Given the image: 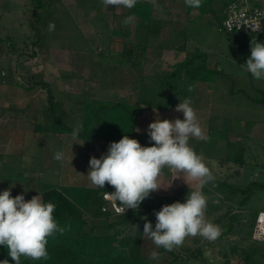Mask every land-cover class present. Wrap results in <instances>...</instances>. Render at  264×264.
<instances>
[{"label":"rangeland","instance_id":"374dc122","mask_svg":"<svg viewBox=\"0 0 264 264\" xmlns=\"http://www.w3.org/2000/svg\"><path fill=\"white\" fill-rule=\"evenodd\" d=\"M60 2L88 39L89 49L78 53L60 47L56 41L49 42L51 46L44 49L33 46L35 37L29 26L32 0H0V38L3 39L0 43V98L3 99L0 101V192L10 189L13 197L23 194L26 200L39 195L45 182L96 187L87 175L89 160L106 154L110 145L108 141L97 139H74L68 133L59 136L34 132L33 122L43 125L49 122L48 116L43 113L47 106V91L39 83L34 84L32 81L35 79H29L28 74H42L41 80L49 83L56 100L60 102L57 115L74 128L81 124L85 98L125 101L128 96L134 100L140 95L150 98V101H161V97L155 95L159 92L151 87L160 86L161 77L169 70L167 65L176 60V56L172 55L180 54L176 48L164 49L162 56L157 57L144 49L147 55L141 66L130 62L119 64L114 59L117 52L131 48L133 55L143 49L138 47L144 38V30L138 20L131 24L120 21L128 17L125 13L128 9L106 7L101 3L99 11L86 13L78 0ZM217 3L213 0L211 5L216 9ZM98 14L110 26H117L119 21L121 26L129 29L130 34L108 36L109 41L101 42L96 35L98 27H94L93 23L97 21L95 16ZM214 18L209 16V23L203 22L202 27H196V34L184 30L191 36L190 40L179 41L178 46L188 55L197 49L202 50L207 55V66L214 68L217 65L225 76H215L213 81L176 80L174 86H177V94L172 93L170 88H164L163 97L169 93L172 102L163 109L164 113L158 110L159 117L155 115L157 109L152 107L155 110L150 112L152 117L148 119L147 127H144L145 124L141 127L147 132L136 140L144 147L152 146L154 142L148 135L149 124L157 118L171 120L176 106L186 98L190 99L207 139L191 138L189 143L198 154L206 156L208 161L205 160V164L212 159L219 162L215 172H212L214 181L206 184L202 192L207 197L206 219L219 225L222 233L215 241L200 236L186 238L181 247L172 251L180 258L173 264H264V237H252L256 212L264 209V187L256 184L264 181V149L258 146L261 138L264 139V107L260 101L253 102L252 99L261 97L255 88H264V80L254 79L244 65L251 55V41L264 44V36L260 39L239 32L229 36L218 30L213 23ZM169 26L163 25L161 37L164 45L174 46L166 34ZM109 50L112 52L109 53ZM102 54L111 55V59L101 58ZM129 56L121 59L127 60ZM157 60L160 61L158 65L155 63ZM7 74L8 79L5 78ZM250 76L253 78L251 81L248 79ZM152 77H156L157 81L152 82ZM9 83L12 85L8 86ZM190 86L192 91L188 90ZM229 89L233 90L232 93L228 92ZM176 118L183 119V115ZM209 128L212 129L211 133L208 132ZM222 135L224 145L218 143ZM240 149L242 164L229 158ZM57 151L63 152L60 161L54 159ZM224 157L230 160L224 161ZM257 161L259 165L255 169L254 163ZM170 179L171 169L163 168L158 177L161 189L151 193L153 207L142 205L134 210L131 230L128 226L119 227L122 235L130 231L133 235L141 233L143 255L150 259L151 252L160 254L159 259H150L154 264H164L170 256L143 235L144 218L154 229L155 213L162 206L185 202L180 194L172 196L175 192L169 187ZM250 183L253 184L252 194L241 204L242 193L231 188H241ZM195 185L192 186L195 188ZM89 223L93 225L94 234L112 232L106 228L103 219L90 220ZM245 256L248 261H245Z\"/></svg>","mask_w":264,"mask_h":264},{"label":"trees","instance_id":"16d2710c","mask_svg":"<svg viewBox=\"0 0 264 264\" xmlns=\"http://www.w3.org/2000/svg\"><path fill=\"white\" fill-rule=\"evenodd\" d=\"M222 5L227 6L233 0H221ZM213 0H202L200 10L209 9ZM78 3L83 7L84 12L88 13L91 10H100L101 0H78ZM151 2L138 0L136 6L130 10V15H134L135 19L139 20V24L144 26L148 33L154 28L157 29L156 21L151 17ZM188 11L191 7L187 6ZM226 11V10H225ZM32 18L29 20L30 29L34 32L35 40L32 45L44 49L51 46L49 42L56 41L60 47L67 48L74 52H82L89 49L88 39L85 37L81 28L73 20L69 11L62 6L60 0H32ZM95 16L97 21H93L94 27H98L96 34L101 42L109 41L108 36L113 35H128L129 31L125 25L118 24L117 26H110L106 20ZM225 12L220 16L214 18L213 23L220 25ZM122 24L124 21L120 19ZM54 24V30H49V25ZM98 23V25H96ZM229 36L231 33H226ZM248 37L254 36L260 38L264 34V26L255 33H241ZM109 39V40H108ZM3 39L0 38V43ZM235 43V39H233ZM109 53L112 51L109 50ZM32 53H34L32 51ZM114 58L119 64L123 63L122 57L132 55L131 48L124 52H117ZM134 55L139 57L138 53ZM111 55L102 54L101 58L111 59ZM206 53L200 50L191 52L186 58L170 65V70L161 77L162 83L155 89L161 101H150V98L137 96L134 100L132 96H128L127 100H111V99H92L85 98L84 107L81 114L82 130L77 136L80 139H97L102 141L118 142L123 136L127 135L134 139V128L137 117L141 114V106L147 105L154 107L157 110H163L172 102L169 93L164 95V88H170L174 93L178 92L177 86H174L176 80H211L215 76H225V73L216 65L210 68L206 64ZM132 64L138 60L130 58ZM9 74L5 77L8 79ZM212 75V77H211ZM29 79L34 84L39 83L47 91V106L44 114L48 116V124H40L33 122V131L37 133H53L61 135L63 133L71 134L73 127L68 125L63 119L57 115L60 102L49 85V83L42 81V74H28ZM251 76L248 78L251 81ZM253 79V78H252ZM174 81V82H173ZM164 86V87H163ZM255 88V86H254ZM260 92L261 97L252 99L253 102H261L264 107V88H255ZM233 90L228 92L232 93ZM162 94V95H161ZM163 97V98H162ZM209 133L212 129L209 128ZM231 158L232 161L242 164V150L240 149ZM230 160L224 157V161ZM23 178L26 175L22 173ZM257 186L264 187V183H256ZM253 184H248L243 187L231 188L232 190H239L242 193L241 204L251 196L253 191ZM115 189L110 185H105L103 189L98 187L87 186H68V185H54L48 182L43 184L40 191L41 199L44 203L51 202L55 204L54 218L56 222L66 229L63 234L56 233L48 238L47 251L49 259L33 261L28 258L21 257V264H154L152 260L145 257L142 253L141 233L136 232L135 235L131 231L122 235L119 227L132 226L134 210H127L124 215H112L109 212L101 210L103 204L102 194L105 191L113 192ZM153 197L150 195L146 198L140 206L148 208L153 207ZM158 200L160 198L158 197ZM159 207V205H157ZM103 219L107 229H111V233L94 234L93 225L89 223L90 220ZM255 219V218H254ZM125 230V229H124ZM131 230V229H130ZM160 251H165L169 260L164 264H173L177 259H180L172 251H166L162 247ZM248 261V257L245 256ZM8 259L9 264H15L8 256V249L0 245V261ZM246 264V263H244Z\"/></svg>","mask_w":264,"mask_h":264},{"label":"clouds","instance_id":"9594fccd","mask_svg":"<svg viewBox=\"0 0 264 264\" xmlns=\"http://www.w3.org/2000/svg\"><path fill=\"white\" fill-rule=\"evenodd\" d=\"M101 2L106 7L130 10L138 0ZM185 4L195 9L201 7L202 0H185ZM134 20L135 16L130 15L124 23L131 24ZM54 27L50 23L49 30H54ZM244 65L254 79L264 80V44L251 41V55ZM188 90L192 91V87ZM175 111L182 113L183 119L157 118L149 124L148 135L154 142L152 146L144 147L138 140L125 135L118 142L110 143L107 153L100 158H90L87 173L92 185L103 189L107 184L115 189L111 193L105 191L104 199L112 202L120 215L128 209L138 210L151 193L161 189L158 177L165 167L196 182L195 189L189 191L185 202L166 204L155 213L154 229L144 218L143 235L166 251L181 247L188 237L200 236L215 241L222 233L221 227L208 221L205 215L207 197L202 188L214 181V176L203 157L189 143L191 138L204 140L207 137L190 99L180 102ZM81 130L82 125L77 124L72 137L75 139ZM54 159L62 160L63 152H55ZM117 202H120L119 206ZM54 210L55 204L44 203L40 194L26 200L23 194L13 197L10 189L0 192V245L8 249V256L15 264H21V257L33 261L49 259L48 238L66 231L56 222ZM159 257L156 251L149 256L153 260ZM0 264H9V260L4 259Z\"/></svg>","mask_w":264,"mask_h":264},{"label":"crops","instance_id":"0c3cea01","mask_svg":"<svg viewBox=\"0 0 264 264\" xmlns=\"http://www.w3.org/2000/svg\"><path fill=\"white\" fill-rule=\"evenodd\" d=\"M141 1H144V0H141ZM146 1L151 2V5H152L151 17L154 21H156L157 29L155 30L153 28L148 33L146 28L139 24V20H138V24L140 25L142 30H144L143 31V36H144L143 43H140L141 45H139L138 47L139 48L141 47L143 49H139V52H137L139 54L138 58L136 55H134L136 53L135 52V53H133V55H130L128 59H130L131 56H132V58L135 57L138 61L136 63H134V65L141 66L143 59L147 55V53L144 52V49L148 50L151 55L160 57V56H162V51H164V49L172 50V49L176 48L175 49V50H177L176 52H180L181 55L179 53H178V55L177 54L172 55L173 57L176 56L175 57L176 60L175 61L173 60L170 64L167 65L169 67V70H170V65H173L175 62L183 60L188 55L187 53H185V51H183V48L178 46L179 41L190 40L191 36L189 35L188 32H185L184 30L194 32L195 29H198L196 27H199V26L202 27L205 22L206 23L210 22V21H207L209 16L210 17L211 16L212 17L220 16L226 10V7L222 6V4H220L221 0H215L218 2L216 9H215L214 5L213 6L210 5L209 9L207 8L206 10H200V11L198 8L191 9L190 11H188L187 5L185 4V0H146ZM248 1L251 4H259V5L264 6V0H248ZM130 10L128 9L127 12H125L128 14L127 16H130ZM165 24L170 25L169 30L167 31L166 34H168L170 36V44L173 43L174 46L164 45L163 39L161 37V33H162L163 25H165ZM128 31H129V29H128ZM129 34H130V31H129ZM193 34H196V32H194ZM262 36H264V34L261 35L260 39L262 38ZM182 54H184V55H182ZM185 54H187V55H185ZM128 59L126 60L124 58L123 64H125L127 62H130L132 64L131 60H128ZM158 62L160 63V61H158V60L155 61V63L157 65L159 64ZM155 78L156 77L151 78L152 82L157 81V78L156 79ZM141 80H143V78H141ZM142 82L143 81H141V83ZM11 85H12V83L8 84V86H11ZM155 88H156L155 86L151 87V89H154V90H155ZM151 89H149V90H151ZM172 93H174V92L172 91ZM175 93L177 94L178 92H175ZM2 100L3 99L0 98V101H2ZM141 108H142L141 114L137 117L135 128H134V133H135L134 139H137V137H139L142 134L144 136V134H145L144 132H147L146 130H142L141 127L143 124H145L144 127H147L148 119H150V117H152L150 114L155 110L152 107L147 106V105H142ZM156 112H157L155 114L156 117H159L160 115L158 113V110H156ZM164 112L165 111L163 110V113ZM201 112H203V111L201 110ZM205 112H207V111H205ZM205 112H203V113H205ZM180 114L183 115L182 113L173 111V113L171 115V117H172L171 120H173V117L176 119V117L179 116ZM155 115H154V117H155ZM136 129H139V131H136ZM218 140H219L218 143L223 144L224 143V141H223L224 135H222L221 138H219ZM261 140L262 141H260V144L258 146H260L262 149H264V139L261 138ZM108 142L110 144V143L115 142V141H108ZM0 145H1V142H0ZM204 157H203V160L205 163V160L208 161V159H206V156H204ZM218 164H219V162H217V160L212 159L209 161V164H206V165L210 168L211 172L214 173L215 170L217 169ZM243 165H245V164H243ZM254 165H256L255 169H257L259 162L258 161L255 162ZM255 176L257 177V175H255ZM256 177L253 178V181H255ZM259 182H264V181H258V183ZM195 183L196 182L191 181L186 176L183 178V175L182 174L180 175L179 172H175V171L171 170V179L169 181V185L171 187L172 192H175V193H173L172 196H174V195L177 196V194H180V196H182L183 198H186L189 191H192L195 189L194 186H192ZM261 210H264V209H261Z\"/></svg>","mask_w":264,"mask_h":264},{"label":"built area","instance_id":"2783aa9c","mask_svg":"<svg viewBox=\"0 0 264 264\" xmlns=\"http://www.w3.org/2000/svg\"><path fill=\"white\" fill-rule=\"evenodd\" d=\"M262 26H264V6L251 4L248 0H233L227 6L225 16L218 26V30L224 33L239 32L249 34L260 31ZM102 199L101 210L112 215H118L112 202L104 199V193L102 194ZM119 203L117 202L118 206ZM252 237L254 239L264 237V210H259L256 213Z\"/></svg>","mask_w":264,"mask_h":264}]
</instances>
